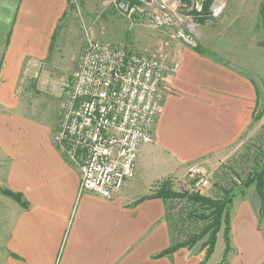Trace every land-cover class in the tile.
Here are the masks:
<instances>
[{"label": "crops", "instance_id": "1", "mask_svg": "<svg viewBox=\"0 0 264 264\" xmlns=\"http://www.w3.org/2000/svg\"><path fill=\"white\" fill-rule=\"evenodd\" d=\"M32 1L48 0H24L22 23L26 17H43L40 12L26 14ZM52 23L51 18L47 28ZM19 28L0 76V185L22 193L30 206L23 208L0 191V264H243L254 246L258 257L253 264H264L261 202L246 197L232 204L236 216L232 214L233 249L227 260L222 256L213 261V253L203 263L205 252L198 245L162 254L174 243L169 201L152 195L163 181L175 190V185L187 184L192 163L212 171L254 121L258 90L246 71L250 67L225 59L211 43L212 29L200 39L211 54L184 48L176 58L180 70L166 79L155 139L140 148L135 177L106 199L81 192L80 167L52 139L60 117L53 120L25 98L10 94L7 77L40 38L22 24ZM4 38L0 34V50ZM62 107L63 99L59 116Z\"/></svg>", "mask_w": 264, "mask_h": 264}, {"label": "rangeland", "instance_id": "2", "mask_svg": "<svg viewBox=\"0 0 264 264\" xmlns=\"http://www.w3.org/2000/svg\"><path fill=\"white\" fill-rule=\"evenodd\" d=\"M164 1L166 14L172 17V22L157 26L152 17L158 7L148 5L147 0H63L61 4L59 0L42 1L39 4L38 1H32L31 9L26 14L33 16L40 12L43 17H26L24 23L19 16L24 0H0V34L5 36L0 50V76L8 65L5 52L13 32L18 31L22 24L26 31L30 28L33 33H39L36 47L22 55L19 69L12 71L6 83L10 94L25 98L32 108L58 120L59 105L64 99L60 85L71 77L89 40L100 39L121 44L131 52L147 53L177 62L176 58L184 48L211 54L207 45L201 46L200 39L206 29H212L213 47L235 66L249 65L250 69L246 71L250 70L255 79L258 93L254 121L249 132L208 173L213 175L216 182L222 177L233 179V182L227 188L214 184L202 195L220 198L224 191H232L235 193L234 200L238 202L245 197L255 198L261 202L259 215L260 221L264 223V214L261 212L263 204L256 190V182L247 185L256 171L260 172L264 168V0ZM126 5H136L137 12L129 15L122 8ZM51 18L54 24H51L52 28H47ZM181 30L192 34L195 45H189L179 37L178 32ZM14 62L10 60L11 65ZM234 178L240 181L236 182ZM175 186L179 192H191L189 184L180 183ZM3 188L0 185L1 192ZM168 207L173 237L178 243L189 241L201 233L208 222L200 215H209L210 210L204 211L187 199L171 200ZM231 208L232 221V214L235 213ZM221 230L213 261L222 256L224 260L226 241ZM207 239L206 235L196 244L198 246H194L206 253L204 242ZM232 241L230 233L231 250L227 257L233 249ZM249 254L250 258L243 264L254 263L253 258L258 257L255 246Z\"/></svg>", "mask_w": 264, "mask_h": 264}, {"label": "built area", "instance_id": "3", "mask_svg": "<svg viewBox=\"0 0 264 264\" xmlns=\"http://www.w3.org/2000/svg\"><path fill=\"white\" fill-rule=\"evenodd\" d=\"M158 7L152 21L172 22L164 0H147ZM132 15L136 5L122 7ZM179 37L195 45L190 32ZM180 64L147 53L131 52L121 44L91 39L71 77L60 85L63 107L53 142L66 159L81 169V192L114 198L135 177L140 148L155 139L163 111L167 77L178 74ZM236 182L240 180L234 178ZM187 184L191 192L212 185L227 188L233 179L215 181L199 162L190 164Z\"/></svg>", "mask_w": 264, "mask_h": 264}, {"label": "trees", "instance_id": "4", "mask_svg": "<svg viewBox=\"0 0 264 264\" xmlns=\"http://www.w3.org/2000/svg\"><path fill=\"white\" fill-rule=\"evenodd\" d=\"M264 10V5H263ZM256 182V190L262 200L261 212L264 214V168L259 172L256 171V174L252 176L247 185ZM2 193L11 197L16 202H18L23 208H29L30 204L25 199L24 195L20 192L13 191L8 188L1 189ZM235 193L232 191H224L223 196L220 198H213L210 196L202 195L199 192H190L184 191L179 192L173 188V185L169 181H163L153 197L162 198L165 201H171L174 199H187L194 205H199L204 211H209V215H200L203 219H207L208 222L205 225L204 229L198 235H194L189 241L178 243L174 240L173 245L164 251L162 254L172 253L181 247H192L196 245L200 240H202L206 235L208 239L204 242L206 247L205 260L203 263L208 260L211 255L214 253L215 246L217 243L218 233L224 226V237L226 241V249L224 260L227 257L228 253L231 250L230 243V230H231V214L230 207L233 204Z\"/></svg>", "mask_w": 264, "mask_h": 264}]
</instances>
